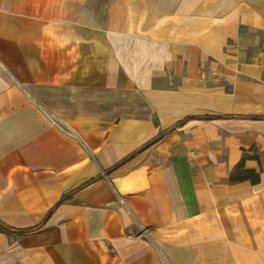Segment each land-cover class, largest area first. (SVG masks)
I'll return each mask as SVG.
<instances>
[{
  "label": "crops",
  "instance_id": "obj_1",
  "mask_svg": "<svg viewBox=\"0 0 264 264\" xmlns=\"http://www.w3.org/2000/svg\"><path fill=\"white\" fill-rule=\"evenodd\" d=\"M0 264H264V0H0Z\"/></svg>",
  "mask_w": 264,
  "mask_h": 264
}]
</instances>
